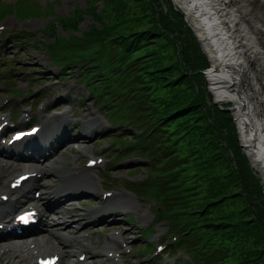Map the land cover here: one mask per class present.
I'll return each mask as SVG.
<instances>
[{
    "label": "trees",
    "instance_id": "1",
    "mask_svg": "<svg viewBox=\"0 0 264 264\" xmlns=\"http://www.w3.org/2000/svg\"><path fill=\"white\" fill-rule=\"evenodd\" d=\"M154 1L93 0L59 19L76 30L90 13L89 29L49 48L65 67L82 64L83 80L111 114L142 129L135 150L152 161L143 194L174 229L184 228L198 257L205 264H264V185L233 114L213 102L197 37L172 0L167 9ZM11 10L1 5L0 17Z\"/></svg>",
    "mask_w": 264,
    "mask_h": 264
},
{
    "label": "rangeland",
    "instance_id": "2",
    "mask_svg": "<svg viewBox=\"0 0 264 264\" xmlns=\"http://www.w3.org/2000/svg\"><path fill=\"white\" fill-rule=\"evenodd\" d=\"M1 1L10 6L12 13L7 14L4 19L7 29L4 32H0V112L9 113L10 111H20L22 113L25 109L33 105L31 118L36 123L41 121L42 115L57 113V111H62V114H66V118H70L71 115L78 114L79 112L78 119L83 115L90 117L92 121L99 118L100 121L96 123L98 126L94 131V136L88 139L89 142L86 143V140L83 141L84 139H80L76 143H67L66 147L70 146L68 151L63 150V152H58V155H60L58 159L62 158L64 168L84 166L86 157L89 153L102 152V149L108 144L107 140H111V137L115 135L133 138V135L130 134L129 130L125 129V127L115 125L114 128H111L110 125L107 124L106 119H104L107 117L102 112L104 110L101 109V111L98 108L99 106L97 105L93 89L88 87V82L83 80L86 68H84L82 64H77L73 67H65L64 64L59 62V67L52 61L50 62L48 55L50 41L58 38V36L66 34V32L64 33V30H62L65 28L61 25L59 19L62 16L68 17L80 9H89L93 4V0ZM173 2L175 3V8L183 15L185 25L191 27L185 11L175 0H173ZM153 3L160 5L164 9H167L169 6L167 0H158V3L155 1ZM24 7L25 10H28V12L25 11L26 13L31 12V15L38 16L39 18H35L28 25H25L27 22H24L25 20H21L22 17L20 18L16 15H27L13 12V9L17 10V8ZM11 19L15 21L14 26L9 25L7 22ZM94 22L95 20L92 15L86 13L79 28H81V30L89 29ZM18 23H22V27L18 28ZM49 28L54 31L50 33ZM79 28L76 30H68L67 32L69 34V32L72 31L71 35L80 36ZM190 29L196 36L193 27ZM23 32L27 33L29 37L23 38L24 35H21ZM7 36L10 37L9 41L6 39L8 38ZM2 37L4 40V47L3 41H1ZM262 43L264 44V41H262ZM200 47L202 49L201 45ZM202 51L207 57L209 62L208 65L211 67L209 57L203 49ZM8 56L10 61L9 64L6 65L5 58ZM64 69L66 70L64 71ZM3 72L5 75L2 74ZM96 72H92V78L97 75ZM98 73L100 72L98 71ZM89 76L91 75L89 74ZM205 78L208 82V90L214 97V94L210 90L207 75H205ZM13 87H15V90ZM10 89L15 91V93ZM89 89L92 90V98L91 96L87 97ZM7 99L10 101L4 106H1L2 102ZM48 103L49 105L47 106ZM229 103L230 102H223L219 104L229 105ZM231 105L233 106L232 103L229 106ZM134 131L137 132L135 129ZM77 133L78 132L74 130L71 134L75 135ZM70 137L72 138L74 136ZM114 139L119 141L116 138ZM75 145H80L83 151H78ZM114 150L122 155L119 149ZM113 153V151L109 152L111 162L106 163L103 168H98L100 178L106 188L113 189L123 195L128 191L125 189V186L134 188L137 182L144 180L148 175L150 176V173L148 174V171L145 169L146 162L139 157L132 156V152H125L126 155L123 157L125 159L121 162H118L120 161V159H117L119 156L118 153L116 155ZM55 161L56 160L47 163L48 177L45 178L46 184L58 185L62 183L61 179H58L57 176L51 175V168ZM110 163L112 164L109 165ZM250 164L258 176H260L264 185L261 174L256 170L251 161ZM11 172L12 170H10V173ZM0 175H2V178L8 177L5 173H0ZM3 187L4 184L0 186V190L3 189ZM72 195L78 200L68 201L64 205L62 204L60 210H58L60 213L59 216L51 217L57 220L65 219L67 223H72L69 228L65 229H67L69 234L71 232L74 238H77V236L81 234V231H94L90 237L92 245L87 250L89 259L86 264H98L107 258L105 249L101 251L99 255V253H95L94 248L105 246L107 241L112 240V234L115 231L120 232L123 241L131 246L133 251L136 250V257L127 255L123 264H151L153 260L157 258V256L154 255L152 259L156 244L160 241L168 243L166 236L161 238L162 233L165 232L166 229L169 231L173 229L166 219H163V223H159L160 226L154 221L158 212L162 211L161 205L157 204L156 200L131 195L130 197H125L117 201H109V205L119 206L113 210L114 213L109 216L110 219H106V221L102 223L97 222L94 225H89L88 219L84 218L82 214L90 210L97 213L98 208L104 207V203L101 201L99 195L93 194L92 192L75 191ZM53 196L55 199L64 198L59 192H55ZM67 199L68 198H64V201ZM123 210H125L124 213L126 214L122 213ZM130 212H133L134 216L130 214ZM143 225H145V227L148 226L147 228H151V226L158 228L156 234H150L151 237L149 238L154 240L155 245L153 250L148 249L150 250L148 254H144L145 251L141 253V249H144V245L148 242L147 236L144 235L145 229H143ZM61 226L64 227V225H59V227ZM155 237H160V240L155 239ZM121 244L122 243L117 242L118 246ZM160 255H162V253H160L159 256ZM150 259L152 260L150 261Z\"/></svg>",
    "mask_w": 264,
    "mask_h": 264
},
{
    "label": "bare ground",
    "instance_id": "3",
    "mask_svg": "<svg viewBox=\"0 0 264 264\" xmlns=\"http://www.w3.org/2000/svg\"><path fill=\"white\" fill-rule=\"evenodd\" d=\"M185 11L189 24L193 27L211 61L207 72L210 90L218 103L230 102L239 126L241 141L253 166L264 180V0H175ZM9 24H13L12 19ZM54 117H44L43 124L47 131H52L50 124ZM48 124V125H47ZM52 133V132H50ZM61 135L62 132H61ZM45 134L41 142L44 143ZM25 145H28L25 143ZM24 145V146H25ZM40 146L38 140L30 146ZM42 145V146H43ZM40 150V149H39ZM24 149L17 152L10 148L12 157L23 156ZM34 161V156L27 162ZM62 158L56 160L51 171L60 173L66 180L63 186L72 182H83L79 168L65 170ZM28 165V164H26ZM31 171L36 170V166ZM42 172V169H38ZM93 174L86 175V184L95 181ZM31 184L21 192L25 196ZM40 185V184H39ZM84 186V184H82ZM44 191L51 186L42 187ZM70 186L65 191H70ZM74 189H72L73 191ZM94 192H98L94 190ZM49 194V191H48ZM33 199H29L32 201ZM8 217V214H5ZM45 225H56L49 218H44ZM62 220L60 225H65ZM3 232H0L2 234ZM3 237V236H1ZM39 244L42 248L51 246V237H43ZM66 247V242L62 243ZM72 250H65L71 256ZM73 263V261H71ZM70 263V264H71Z\"/></svg>",
    "mask_w": 264,
    "mask_h": 264
},
{
    "label": "water",
    "instance_id": "4",
    "mask_svg": "<svg viewBox=\"0 0 264 264\" xmlns=\"http://www.w3.org/2000/svg\"><path fill=\"white\" fill-rule=\"evenodd\" d=\"M198 40H199V38H198ZM199 42H200V40H199ZM200 43H201V42H200ZM214 101H215V99H214ZM215 102H216V101H215ZM227 110L231 111V108H230V109L228 108Z\"/></svg>",
    "mask_w": 264,
    "mask_h": 264
}]
</instances>
